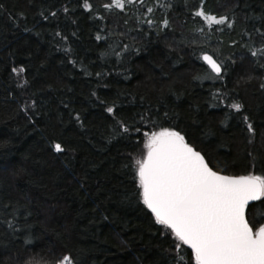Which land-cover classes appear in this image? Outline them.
Returning a JSON list of instances; mask_svg holds the SVG:
<instances>
[{"label":"trees","instance_id":"1","mask_svg":"<svg viewBox=\"0 0 264 264\" xmlns=\"http://www.w3.org/2000/svg\"><path fill=\"white\" fill-rule=\"evenodd\" d=\"M83 3L0 0V264H195L134 162L172 128L215 171L264 175V0Z\"/></svg>","mask_w":264,"mask_h":264},{"label":"snow or ice","instance_id":"2","mask_svg":"<svg viewBox=\"0 0 264 264\" xmlns=\"http://www.w3.org/2000/svg\"><path fill=\"white\" fill-rule=\"evenodd\" d=\"M82 6L92 9L88 0ZM113 6L123 9L125 0L103 5L106 9ZM195 15L209 25L224 24L227 19L224 16L217 19L203 8ZM251 55L256 57L257 52ZM203 60L217 76L221 74L222 66L212 56L204 54ZM231 107L240 110L241 105ZM107 112L113 113L114 108L108 107ZM120 123L122 131L128 133V126ZM248 129L252 131L251 124ZM143 136L146 155L134 162L139 195L156 222L174 236L177 254L186 245L195 264H264V175H225L214 171L205 156L172 128L144 132ZM52 147L55 153L66 151L59 142ZM54 264L76 262L71 254H66ZM176 264H183V257L178 255Z\"/></svg>","mask_w":264,"mask_h":264},{"label":"water","instance_id":"3","mask_svg":"<svg viewBox=\"0 0 264 264\" xmlns=\"http://www.w3.org/2000/svg\"><path fill=\"white\" fill-rule=\"evenodd\" d=\"M207 55H210V54H207ZM211 56V55H210ZM213 58V57H212ZM214 59V58H213ZM215 60V59H214ZM210 68H211V66L206 62V61H204ZM217 62V61H216ZM218 63V62H217ZM197 151V150H196ZM202 154V153H201ZM203 155V154H202ZM210 166V165H209ZM214 170V169H213ZM215 171V170H214ZM221 174H223V173H221ZM225 175H228V174H225Z\"/></svg>","mask_w":264,"mask_h":264},{"label":"rangeland","instance_id":"4","mask_svg":"<svg viewBox=\"0 0 264 264\" xmlns=\"http://www.w3.org/2000/svg\"><path fill=\"white\" fill-rule=\"evenodd\" d=\"M203 55H204V54H203ZM203 55H202V57H203ZM158 131H159V130H158ZM145 151H147L146 148H145ZM144 155H146V152L144 153Z\"/></svg>","mask_w":264,"mask_h":264}]
</instances>
